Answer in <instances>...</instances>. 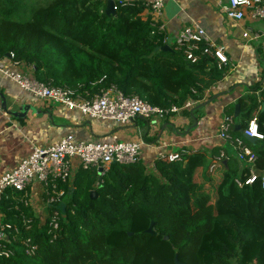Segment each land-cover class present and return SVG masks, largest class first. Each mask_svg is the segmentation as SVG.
<instances>
[{
    "label": "trees",
    "instance_id": "1",
    "mask_svg": "<svg viewBox=\"0 0 264 264\" xmlns=\"http://www.w3.org/2000/svg\"><path fill=\"white\" fill-rule=\"evenodd\" d=\"M106 8L104 0H0V55L14 53L34 65L36 79L53 85L77 88L105 78L104 85L161 108L192 98L198 102L192 116L200 119L206 91L229 69L211 58L188 60L143 19L137 3L116 1V16ZM167 44L172 50L162 49ZM247 88L235 118L242 130L235 124L232 134L264 169V139L252 143L243 134L254 118L264 134V92L258 94L260 83ZM234 110L228 105L225 114ZM215 151L196 150L174 162L158 158L154 170L142 160L113 163L103 175L95 167L79 169L61 186L66 210L53 232L57 206L46 204L48 212L38 215L24 192L8 189L0 201L6 235L0 250L9 255H0V264H176V253L186 264H264L261 181L238 187L235 179L250 169L235 154L210 171ZM26 239L37 246L35 254L26 253Z\"/></svg>",
    "mask_w": 264,
    "mask_h": 264
},
{
    "label": "crops",
    "instance_id": "2",
    "mask_svg": "<svg viewBox=\"0 0 264 264\" xmlns=\"http://www.w3.org/2000/svg\"><path fill=\"white\" fill-rule=\"evenodd\" d=\"M115 1L141 5L143 19L151 15L148 7L151 0ZM224 3V0H165L160 16L169 42L174 41L184 26L199 24L208 31L213 43L225 48L230 59V72L206 91L204 102L213 98L203 106L202 117L197 120L192 112L162 120L149 121L140 117L126 126L89 119L78 110L37 99L0 73V92L5 96L7 109L23 112L25 107H30L26 116L15 117L3 109L0 97V176L15 168L30 154L33 146L52 145L70 133L84 140L106 137L117 141H141V160L149 170H154L155 161L162 153L204 150L211 154L219 149L229 156L235 154L232 145L219 139V125L225 115V107L236 105L238 99L247 93L248 86L260 83L258 94L264 92V44L243 37L247 30L264 32V20L254 21L249 17L242 21L229 20L223 9ZM19 70L35 77L33 64L22 62ZM27 194L35 213L45 215L48 211L43 185L33 183Z\"/></svg>",
    "mask_w": 264,
    "mask_h": 264
},
{
    "label": "built area",
    "instance_id": "3",
    "mask_svg": "<svg viewBox=\"0 0 264 264\" xmlns=\"http://www.w3.org/2000/svg\"><path fill=\"white\" fill-rule=\"evenodd\" d=\"M108 1V0H104ZM116 2V1H115ZM224 12L229 20L242 21L249 17L251 20H264V0H224ZM165 6V0H151L149 2V19L153 28L164 35V42H169L165 32L166 26L160 22ZM116 9V4H115ZM244 38L250 41H262L264 32L247 30ZM174 45L183 49L188 60L199 62L204 58L214 59L219 69L231 66L229 57L223 46L212 42L208 31L199 24L184 26L175 36ZM9 61V62H7ZM21 61L14 58V53L7 57L0 55V73L14 81L19 87L30 92L39 100L55 105H61L69 110H78L85 117L100 121H110L121 126L133 123L138 118L147 120L165 119L172 115L190 113L198 102L189 98L182 105H173L171 108H161L152 105L137 95L126 96L115 85H104V79L91 83L89 86L72 88L64 85H53L32 77L21 70ZM196 93V90H193ZM233 115H224L218 130V137L232 145L237 159L250 169L248 176L237 177L235 183L242 188L253 185L258 180L264 188V169L257 164L258 156L242 137H235L232 130L235 126ZM244 136L264 139L256 118L249 121L243 130ZM246 138V137H245ZM143 143L136 140H111L103 137L98 140H84L74 134H67L52 145L46 147L33 146L29 155L24 157L12 170L0 176V201L8 189L24 192L28 197V188L33 183L43 185L46 204L57 206L50 222V232L59 228L61 218L59 203L66 191L62 184L73 180L74 171L79 169L102 168L103 175L113 163L134 164L142 159ZM195 151H184L174 154H160L159 158L167 157L170 161H181L183 155ZM224 151L213 158L210 171L226 157ZM26 200V204L28 203ZM25 223L29 220L25 219ZM7 227H11L7 225ZM18 233V231L16 230ZM6 235L0 231V239ZM28 255L35 254L36 245L30 239L23 241ZM0 255L8 256L7 251Z\"/></svg>",
    "mask_w": 264,
    "mask_h": 264
},
{
    "label": "water",
    "instance_id": "4",
    "mask_svg": "<svg viewBox=\"0 0 264 264\" xmlns=\"http://www.w3.org/2000/svg\"><path fill=\"white\" fill-rule=\"evenodd\" d=\"M115 0H108L107 1V8H106V12L108 15H114L116 16L117 15V12H116V9H115ZM163 50H172V48L167 44V45H164L162 47ZM0 97L2 99V107L3 109H5L9 114L15 116V117H20V116H26L27 115V110L30 108L29 106L25 107V109L23 110V112H14V111H9L7 109V106H6V99H5V96L0 92ZM213 98V97H212ZM212 98L210 100H212ZM210 100H207L203 103L200 104V106H205L206 104L209 103ZM264 108V107H263ZM241 113V108H240V104L237 103L235 105V110H234V117L237 118ZM236 129L238 130H242V126L240 124H237L235 126ZM249 141H251L252 143H256L257 140L256 138H253V137H247L245 136ZM224 163L227 164V160H224ZM99 171L101 172L102 171V168L99 169ZM92 194H96V191H92ZM93 198H95V196H92ZM58 209L61 211L62 214L65 213V210H66V205L63 201H61L58 205ZM147 232L150 233V234H153L154 231H153V223L149 226V228L147 229ZM165 239L168 240V237H165ZM174 261L176 264H186L182 261L179 260V257H178V253L175 254V257H174Z\"/></svg>",
    "mask_w": 264,
    "mask_h": 264
},
{
    "label": "rangeland",
    "instance_id": "5",
    "mask_svg": "<svg viewBox=\"0 0 264 264\" xmlns=\"http://www.w3.org/2000/svg\"><path fill=\"white\" fill-rule=\"evenodd\" d=\"M230 68H232V67H229V71H228V73L230 72ZM248 89V88H247ZM122 140H127V139H122ZM65 200V199H64ZM39 213H42V212H39ZM47 212H45V214H46ZM45 217V216H44Z\"/></svg>",
    "mask_w": 264,
    "mask_h": 264
}]
</instances>
